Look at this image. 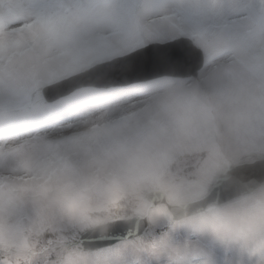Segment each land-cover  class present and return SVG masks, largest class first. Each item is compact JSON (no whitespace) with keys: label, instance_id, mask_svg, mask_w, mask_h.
Segmentation results:
<instances>
[{"label":"rangeland","instance_id":"rangeland-1","mask_svg":"<svg viewBox=\"0 0 264 264\" xmlns=\"http://www.w3.org/2000/svg\"><path fill=\"white\" fill-rule=\"evenodd\" d=\"M7 3L5 0V12ZM143 23H150L148 15ZM109 26L104 18L90 17L74 20L72 31L99 38ZM13 33L20 44L12 43ZM134 33L130 28L115 37L108 50L75 41L68 33L56 47H49V37L38 35L27 24L21 31L5 16L0 26L4 57L0 68V161H14L16 167L9 171L0 164V177L16 187L17 205L37 212L47 207L54 224L60 222L54 206L44 204L32 190V182L22 184L18 179L28 175L25 165L34 166L37 160L63 161L53 183L78 179L93 185L85 193L87 206L93 209L91 218L97 208L117 204L132 215L147 216L149 228L170 221L189 235L231 237L232 230L246 222L245 210L264 204V187L180 222L172 221L165 205L152 206L146 194L160 190L173 203L201 197L210 188L207 172L213 166L211 160L226 163L231 147L246 156L264 154V19L258 6L239 35H209L200 28L168 24L163 37L137 44ZM180 35L192 37L204 51L206 66L195 78H164L108 90L84 88L52 103L41 101L46 85L148 43ZM43 120L52 123L43 126ZM203 151L208 153L206 157ZM213 216L233 227L228 232L215 231L210 226ZM71 223L81 232L87 230L74 219ZM43 239L44 233L16 235L20 251L23 241L34 242V249L26 250L33 257L37 240ZM53 251L58 258L70 257L64 248Z\"/></svg>","mask_w":264,"mask_h":264},{"label":"snow or ice","instance_id":"snow-or-ice-1","mask_svg":"<svg viewBox=\"0 0 264 264\" xmlns=\"http://www.w3.org/2000/svg\"><path fill=\"white\" fill-rule=\"evenodd\" d=\"M258 11L264 19V0H0V26L5 23L29 25L38 35L49 37V47H56L65 34L75 41L94 43L100 50L112 48V40L134 28L137 44L146 39L163 37L166 26L200 28L209 35H239L244 22ZM148 15L150 23H143ZM90 17L109 21L105 35L72 31L73 21ZM12 34V43L20 44ZM11 46V45H10ZM22 46V45H21ZM141 67L150 69L154 63L152 48H145ZM23 54V52H21ZM162 54L179 58V49ZM0 53V68L3 66ZM3 81L0 80V86ZM9 171L14 161H0ZM63 161L25 165L28 175H20L22 184L33 183L32 190L44 204L54 206L60 222L54 224L47 207L41 211L19 206L14 202L16 187L7 185L0 177V264H264V204L246 209L247 220L232 230V236L219 239L204 238L180 232L173 222L155 228L132 231L122 222H113L106 237L97 239L72 226L78 209L87 206L85 193L93 185L78 179L57 180ZM217 194L223 195L217 190ZM91 217H88L91 222ZM233 227V226H232ZM231 227V228H232ZM8 229L5 237V229ZM17 233L28 237L45 234L37 240L36 255L21 252L16 243ZM64 248L70 257H57L54 249Z\"/></svg>","mask_w":264,"mask_h":264},{"label":"water","instance_id":"water-1","mask_svg":"<svg viewBox=\"0 0 264 264\" xmlns=\"http://www.w3.org/2000/svg\"><path fill=\"white\" fill-rule=\"evenodd\" d=\"M146 48L155 50L154 63L150 69L145 70L141 67V62L146 55L145 49H142L125 58L96 66L82 74L46 87L43 89L44 96L48 101H54L85 86L127 85L161 76L189 77L196 75L203 64L202 51L196 48L190 40H178L164 45L154 44ZM174 48L179 49L182 53L179 58L170 59L162 54ZM128 68L135 69V72L128 73ZM261 186H264V160H257L227 170L219 178L212 193L203 200L189 204H169L167 208L174 220H181L202 213L210 206H219L251 194ZM217 190L223 195L217 194ZM148 199L155 204L165 203L162 193H151L148 195ZM119 222L127 225L132 231L148 227L146 219L142 218H134L132 223H127L125 220ZM112 223H108L107 231L91 230L87 234L97 239L106 237L111 230Z\"/></svg>","mask_w":264,"mask_h":264},{"label":"clouds","instance_id":"clouds-1","mask_svg":"<svg viewBox=\"0 0 264 264\" xmlns=\"http://www.w3.org/2000/svg\"><path fill=\"white\" fill-rule=\"evenodd\" d=\"M93 209L86 206L84 208L78 209L77 215L73 218L78 226L84 229L107 231L108 222L113 218V216L125 220L127 223H132L134 217L129 214L125 207L117 204H112L107 207L97 208L95 210V215L92 217L91 222H89L88 217ZM210 226L217 232H228L232 224L219 216H213ZM35 244L31 241H23L21 245V251H26L34 249Z\"/></svg>","mask_w":264,"mask_h":264},{"label":"bare ground","instance_id":"bare-ground-1","mask_svg":"<svg viewBox=\"0 0 264 264\" xmlns=\"http://www.w3.org/2000/svg\"><path fill=\"white\" fill-rule=\"evenodd\" d=\"M113 118H114V117H113ZM115 118H116V117H115ZM53 119H54V120H55V119L57 120L58 117H55V118H53ZM49 121H50V120H47V121H46V120H43V121H41V124H43V126H46L47 123H49ZM51 123H52V122H50L49 124H51Z\"/></svg>","mask_w":264,"mask_h":264}]
</instances>
